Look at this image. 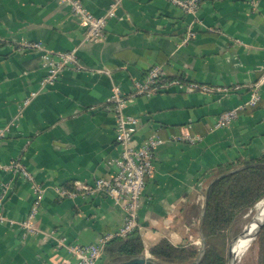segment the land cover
I'll return each mask as SVG.
<instances>
[{
	"label": "crops",
	"instance_id": "0c3cea01",
	"mask_svg": "<svg viewBox=\"0 0 264 264\" xmlns=\"http://www.w3.org/2000/svg\"><path fill=\"white\" fill-rule=\"evenodd\" d=\"M82 1L97 16L115 2L103 40L86 41L85 28L62 0H0V164L19 158L44 187L36 231L27 232L19 222L34 198L31 184L0 170V182L9 186L0 207L6 217L0 264L73 260L57 241L96 242L122 224V207L108 195L60 199L54 191L55 184L108 173L118 155L108 100L115 87L129 95L124 111L138 119L135 142L153 133L163 139L138 209L135 232L146 255L163 238L173 245L201 243L205 194L217 169L264 154V0H200L191 14L169 0ZM188 28L195 34L184 41ZM21 40L52 51L76 47L86 68L64 70L42 85L41 52L18 49ZM155 64L166 78L210 89L172 86L131 95L134 81ZM252 87L259 99L249 104ZM231 107L238 116L216 128L219 114ZM184 131L201 138H175ZM106 263L104 254L96 262Z\"/></svg>",
	"mask_w": 264,
	"mask_h": 264
},
{
	"label": "built area",
	"instance_id": "2783aa9c",
	"mask_svg": "<svg viewBox=\"0 0 264 264\" xmlns=\"http://www.w3.org/2000/svg\"><path fill=\"white\" fill-rule=\"evenodd\" d=\"M66 2L74 15H76L81 25L85 28V37L87 41H101L105 33L107 19L113 15V6L111 3L108 10L103 15L92 14L82 0H62ZM177 5L184 13H194L200 0H169ZM195 32L188 28L184 41L194 36ZM20 50H39L41 65L45 73L41 79L42 85L53 84L59 74L67 69L83 70L86 67L80 61L76 47L64 51H52L45 47L40 41L21 40L18 45ZM181 87L184 90H203L208 91L210 87L195 81H188L180 78H166L160 65L150 66L141 79L133 83V94L131 95H151L154 92L166 90L169 87ZM129 95H124L118 87L108 98L114 103L115 119V142L118 147V155L111 162L108 173L93 179L72 180L67 183L55 184L54 191L57 197L71 198L78 195L91 196L94 194H103L111 197L120 204L123 210L122 224L113 232H106L99 237L96 242L91 243H66L63 239L57 241L56 245L66 247L71 253L73 260L62 259L58 264H96L98 259L104 253L106 243L113 237H127L135 232L138 227V209L140 207L141 196L146 184V180L152 175L154 169V152L157 146L163 142V139L153 133L144 138L140 143L134 140V134L137 129L138 119L135 115L124 111L125 103ZM259 94L256 87L251 88L249 104L258 101ZM29 102V98L24 99L23 105ZM238 116V108L231 107L222 111L215 123L219 128L230 124ZM176 139L196 142L201 137L198 134H192L187 131L175 136ZM0 170H8L13 174L20 175L30 184L34 193L32 204L24 217L19 222L22 228L27 232L36 231L34 225V216L37 214L39 204L43 196L44 187L35 181L33 173L28 170L19 158L13 159L10 163L0 164ZM8 183L0 182V207L8 190ZM6 217L0 211V222L5 221ZM10 224L17 223L10 220ZM18 224V223H17ZM197 244L199 240L195 241Z\"/></svg>",
	"mask_w": 264,
	"mask_h": 264
},
{
	"label": "trees",
	"instance_id": "16d2710c",
	"mask_svg": "<svg viewBox=\"0 0 264 264\" xmlns=\"http://www.w3.org/2000/svg\"><path fill=\"white\" fill-rule=\"evenodd\" d=\"M208 185L200 229V244L173 245L163 238L149 249L150 256L164 264H226L231 225L239 211L264 197V154L219 167ZM257 264H264V226L255 237ZM202 242L204 248L200 254ZM109 264L143 254L140 235L116 236L104 247Z\"/></svg>",
	"mask_w": 264,
	"mask_h": 264
},
{
	"label": "water",
	"instance_id": "95a60500",
	"mask_svg": "<svg viewBox=\"0 0 264 264\" xmlns=\"http://www.w3.org/2000/svg\"><path fill=\"white\" fill-rule=\"evenodd\" d=\"M256 212L248 220V222L245 224L242 230H240L238 233H236L230 238L228 247H227L226 264H237V259L239 257V250H240L237 248V243L239 242V240L249 238V242H250L251 240L255 239L260 229L264 226V214H263L261 219L255 222L254 227L251 228L250 224L253 221H256ZM200 235H201V241H203V234H202L201 229H200ZM203 248H204V243L202 242L200 254ZM197 260H195L193 264H195ZM109 264H164V263H161L157 261L156 259H154L152 256L146 255L143 253L140 256L129 257L126 259H122L120 261L111 262Z\"/></svg>",
	"mask_w": 264,
	"mask_h": 264
},
{
	"label": "rangeland",
	"instance_id": "374dc122",
	"mask_svg": "<svg viewBox=\"0 0 264 264\" xmlns=\"http://www.w3.org/2000/svg\"><path fill=\"white\" fill-rule=\"evenodd\" d=\"M264 200V197L258 200L252 207L245 208L238 212L232 225H231V237L238 233L248 220L254 215V213L259 209L260 203ZM257 244L256 240L253 239L249 242V245L245 251L238 257L237 264H257Z\"/></svg>",
	"mask_w": 264,
	"mask_h": 264
},
{
	"label": "bare ground",
	"instance_id": "6f19581e",
	"mask_svg": "<svg viewBox=\"0 0 264 264\" xmlns=\"http://www.w3.org/2000/svg\"><path fill=\"white\" fill-rule=\"evenodd\" d=\"M263 214H264V200L260 203L259 209L256 212V221H253L250 224L251 228L254 227L255 222H257L261 219ZM248 244H249V238L239 240V242L237 243V248L240 249L239 250V256L245 251Z\"/></svg>",
	"mask_w": 264,
	"mask_h": 264
}]
</instances>
